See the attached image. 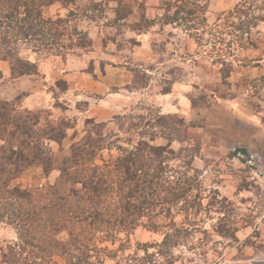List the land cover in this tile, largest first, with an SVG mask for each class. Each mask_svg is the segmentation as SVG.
Segmentation results:
<instances>
[{
  "label": "rangeland",
  "instance_id": "374dc122",
  "mask_svg": "<svg viewBox=\"0 0 264 264\" xmlns=\"http://www.w3.org/2000/svg\"><path fill=\"white\" fill-rule=\"evenodd\" d=\"M182 1L60 0L46 6V17L70 15V29L88 35L86 45L54 54L22 45L38 72L16 76L11 62L0 59V99L42 113L43 123L68 124L63 140L46 141L57 163L86 135L89 119L104 123L99 131L110 137L99 163L142 136L167 145L175 168L197 170L204 204L197 218L191 215L200 220L198 232L173 250V264H264V0H186L184 16L197 4L205 5L204 15L173 21ZM8 169L0 165L1 174ZM59 174L46 175L36 164L11 183L42 188ZM183 215H175L178 223ZM165 229L140 224L114 242L97 235L86 252L104 264H166L151 261L143 249L162 241ZM34 234L33 244L47 247ZM20 242L16 224L3 218L0 264H23L10 255ZM35 246L26 244V264H66L56 252L40 258ZM86 252L78 251L79 258Z\"/></svg>",
  "mask_w": 264,
  "mask_h": 264
},
{
  "label": "trees",
  "instance_id": "16d2710c",
  "mask_svg": "<svg viewBox=\"0 0 264 264\" xmlns=\"http://www.w3.org/2000/svg\"><path fill=\"white\" fill-rule=\"evenodd\" d=\"M56 1L60 0H0V59L11 62L16 76L38 72L36 62L22 55V45H30L39 54L68 53L75 46L86 45L88 35L70 29V15L45 16L44 8ZM187 5L189 1H182L173 21L195 19L197 13L206 11L205 5L197 4L187 10L191 17L184 16ZM43 117L0 99V165L9 167L6 177L0 170V221L9 218L20 231L21 242L10 252L16 262L26 264V244L41 249L39 242L33 244L37 231L48 244L38 251L40 258L56 252L66 264H104L103 259L86 252V242L97 235L114 242L122 232L132 233L142 224L155 231L166 227L162 241L146 243L143 249L151 259L175 263L178 256L173 250L193 241L200 221L196 215L204 209L197 170L175 168L171 163L175 152L144 136L135 143L129 140L128 146L118 145V155L99 163L97 157L109 148L110 137L99 131L104 123L93 119L87 120L86 135L57 163L46 141L63 140L68 124L43 123ZM133 125L137 127V121ZM36 164L43 166L46 175L58 169L57 180L35 189L11 183ZM182 212L178 223L175 215ZM151 246L156 251L149 252ZM78 251L86 252V258H79Z\"/></svg>",
  "mask_w": 264,
  "mask_h": 264
},
{
  "label": "crops",
  "instance_id": "0c3cea01",
  "mask_svg": "<svg viewBox=\"0 0 264 264\" xmlns=\"http://www.w3.org/2000/svg\"><path fill=\"white\" fill-rule=\"evenodd\" d=\"M27 104H28V102H27ZM26 106V105H25ZM30 106V105H29ZM31 107V106H30Z\"/></svg>",
  "mask_w": 264,
  "mask_h": 264
}]
</instances>
